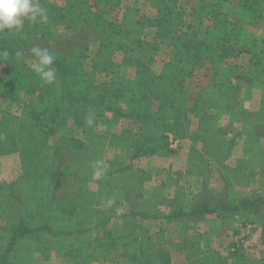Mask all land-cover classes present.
Masks as SVG:
<instances>
[{"label":"trees","instance_id":"trees-1","mask_svg":"<svg viewBox=\"0 0 264 264\" xmlns=\"http://www.w3.org/2000/svg\"><path fill=\"white\" fill-rule=\"evenodd\" d=\"M4 1L0 0V15L8 19L16 14L17 7ZM57 1L62 5L50 10L49 21L26 23V32L17 28L0 40V62L12 61V70L0 74V100L20 106L18 115L0 113V156L17 154L22 170L16 184H0V202L10 199V206L18 212L15 224L10 223L9 229L0 227V264H29L35 249L48 238H61L62 242L66 237L79 238L80 233L84 236L92 230V222L104 226L124 201L131 216H144L131 206L132 198L142 196L144 177L132 166L134 161L168 152V134L180 139L186 136L192 145H207L215 133L226 136L219 120L225 109L239 107L238 84L231 80L252 81L254 65L260 69L253 80L256 84L264 75L263 52L249 60L252 69L246 78L236 75L230 64L229 60L240 53L227 47L230 31L244 23L243 14L249 10L235 0L225 14L226 0H198L190 9L178 7L176 0H142L154 5L155 13L149 17L136 13L134 18L138 19L124 24V29L120 26L117 32L103 29L97 14L110 0ZM204 8L215 15L207 17ZM219 13L227 19L222 21L216 16ZM74 19L81 20L82 27L71 33ZM61 27L70 34L58 38ZM145 28L155 29L150 41ZM90 46L96 47L95 53ZM116 52L124 53L122 63L133 67L132 78L120 75L122 63L114 61ZM89 58L95 61L94 70L86 69ZM26 59L33 63L27 64ZM158 63L164 75L155 71ZM99 66L104 80L96 73ZM197 68L213 74L211 92L189 85ZM217 95L222 101H217ZM192 115L197 116L196 123L190 121ZM107 116L132 122L135 130L128 128L111 135ZM250 117L247 138L256 148L255 156L261 157L263 102ZM99 124H105L107 130L85 141ZM114 136L118 141L115 151L128 156L101 155L103 139L114 141ZM206 153L211 155V150ZM254 168L264 177V160ZM228 179H221L223 193L214 197L203 188L197 201L184 209L176 190L167 202L169 211L164 219L197 222L205 214L223 215L264 205L262 195L235 204L228 197ZM115 182L120 184L119 197L113 192ZM105 211L111 214L95 215ZM110 235L108 229L106 236ZM72 241L65 254L81 264L80 259L85 261L86 257L76 252L79 249ZM234 255L233 263L221 257L213 263L212 254H206L202 264L248 262L243 253Z\"/></svg>","mask_w":264,"mask_h":264},{"label":"rangeland","instance_id":"rangeland-1","mask_svg":"<svg viewBox=\"0 0 264 264\" xmlns=\"http://www.w3.org/2000/svg\"><path fill=\"white\" fill-rule=\"evenodd\" d=\"M245 1L235 0V3L239 5L246 4L245 7L249 9L243 14L244 23L232 31L227 28V31H230L227 47L232 48L234 53L240 52L237 58L229 61L234 67V73L243 78H246L245 76L252 69L249 60L264 53V0H250L248 3ZM4 2L15 5L17 12L8 19L0 15V40L6 39L14 30L23 29L26 32L28 28L24 27L26 23L32 21L46 23L49 21L47 18L50 10L53 11L62 5L57 0H43V2L42 0H6ZM176 2L178 7L187 9L198 5L196 4L198 0H176ZM232 2L233 0H226L223 3V14L227 12V7ZM97 11L103 29L116 32L120 26L124 29V24L129 25L133 20L138 19L134 18L136 13L146 17L155 13L154 5H147L142 0H110L107 5ZM203 11L208 13L207 17L215 15L212 10L204 8ZM223 14L219 13L216 16L225 21L227 17ZM81 27L82 21L76 22L74 19L70 32L79 30ZM70 32L61 27L57 37L67 36ZM144 32L148 35H146L148 41L155 35L153 28H145ZM149 32H152V35ZM159 38L162 40V35ZM90 51L95 53L96 47L90 46ZM123 60L124 53L114 54V61L117 64L122 63ZM25 62L33 63L29 59ZM94 63L92 58L86 60V69H93ZM11 65V60L0 62V74L10 72ZM160 68L159 63L154 66L157 73L164 75L160 72ZM96 70L98 77L104 80L105 74H99L100 66ZM259 70L254 65L252 81L231 80L238 84L236 95L239 99V107L236 110L225 109L219 120V125L224 128L226 136L215 133L207 145H192L185 138L186 136L180 139L174 134H168V152L134 161L132 166L139 171L138 173L141 171L144 177L141 187L142 196L132 198L131 206L144 216H131L124 207L126 203L124 201L123 207L118 208L115 217L104 226L97 227L92 222L93 224H90L92 230L90 229L82 237V233L79 234V238L66 237L63 243L59 241L61 238L57 239L59 242L48 238V242L42 243L35 249L29 264H75L76 261L65 254L68 252L69 243H73L72 239L79 249L76 252L86 257L85 261L79 258L78 263L81 262V264H202L206 254H212L213 263L218 260V257L233 263L236 252L243 253L248 261L246 264H264V205L259 204V207L254 206L248 209L239 208L238 212L232 211L223 215L205 214L197 222H190L185 218L170 221L164 219L169 211L167 202L175 195L176 190L179 193V204L184 209L185 206L193 205L197 201V196L202 193L203 188L211 192V196L214 197L223 193L224 185L221 179L224 176L229 178L228 197L234 200L235 204L239 205L242 199L253 200L258 195L264 196V177L256 174L254 168L263 163L264 156L262 153L261 157L255 156L256 148L251 147V142L247 138L249 130L247 125L252 119L250 116L261 107V102L264 104V75L259 84L253 81ZM133 71L132 66L124 63L119 69L120 75L126 78H132ZM212 76L213 74L209 71L204 72L197 68L189 80V85L191 88L195 87L197 91L205 88L206 91L211 92V85L214 83ZM216 98L217 101H222L218 95ZM0 113L18 115L20 106L0 100ZM192 116L190 121L196 123L197 116ZM108 118L112 126L108 130L105 124L95 126L93 132L85 136V141L92 135H99L106 130L111 135L128 128L135 130L132 122L114 119L112 116ZM78 137L81 138V135ZM261 140V147L264 149V144L262 145L264 137ZM117 146L118 141L115 136L114 141L111 139L107 142L103 139V145L99 146L103 148L100 150L101 155L106 158L116 154L122 157L128 156L124 151H115L118 149ZM99 147L96 148L98 153ZM208 149L211 150V155L206 153ZM21 174L17 154L0 156V184H16L20 181ZM113 192L116 197L120 196L118 182L113 183ZM5 195L6 193L2 194V196ZM9 203L10 199L0 202L2 229H9L8 225L15 224L18 220V212ZM105 212V214L99 212L95 215L104 217L108 213L111 214L109 211ZM108 229L111 231L109 237L106 236ZM58 243L63 247L58 246ZM129 254H133L136 260Z\"/></svg>","mask_w":264,"mask_h":264}]
</instances>
